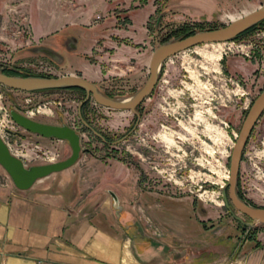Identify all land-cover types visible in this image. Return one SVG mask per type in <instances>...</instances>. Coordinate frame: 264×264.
I'll return each instance as SVG.
<instances>
[{"label": "rangeland", "instance_id": "374dc122", "mask_svg": "<svg viewBox=\"0 0 264 264\" xmlns=\"http://www.w3.org/2000/svg\"><path fill=\"white\" fill-rule=\"evenodd\" d=\"M261 5L264 0H0V65L22 76H80L123 100L144 83L161 42L222 27ZM262 88L264 20L225 43L165 59L152 92L136 107L135 126L131 111L84 101L77 89L23 92L0 85V138L23 164L60 161L70 149L64 140L22 129L10 110L69 126L81 148L71 166L27 192L0 167V189L63 191L74 208L108 217L114 235L140 238L141 252L160 238L171 247L168 258L180 253L190 264H246L256 246L264 252V224L247 228L232 218L220 190L234 139ZM108 190L119 197L117 216ZM235 191L264 207V110L242 150Z\"/></svg>", "mask_w": 264, "mask_h": 264}, {"label": "water", "instance_id": "95a60500", "mask_svg": "<svg viewBox=\"0 0 264 264\" xmlns=\"http://www.w3.org/2000/svg\"><path fill=\"white\" fill-rule=\"evenodd\" d=\"M261 20H264V5L230 21L222 27L195 31L185 36L171 38L161 42L154 48L150 55L148 74L144 83L124 100L105 96L99 92L94 83L83 77L71 74L55 77L14 76L6 75L0 69V85L23 92L77 88L83 90L84 101L92 98L95 103L101 106L131 111L135 115V126L139 119L136 107L152 92L158 78L160 65L165 59L180 51L198 45L230 41ZM263 110L264 88L251 101L241 122L228 157V175L220 190L221 199L228 213L232 218L247 228H252L256 224H264V207L251 206L241 200L235 191L236 179L242 150L252 127ZM9 116L22 129L42 137L64 140L70 149L69 155L63 160L25 166L20 158L9 151L0 138V167L5 171L16 189L27 190L37 179L66 169L78 159L81 151L79 135L72 128L63 124L52 125L41 123L13 110L9 111ZM81 122L89 131L105 142L99 133L89 127L83 120ZM108 194L111 196L112 205L116 209L115 215L117 216V211L119 210L117 199L111 191H108ZM239 214L247 218V221Z\"/></svg>", "mask_w": 264, "mask_h": 264}, {"label": "crops", "instance_id": "0c3cea01", "mask_svg": "<svg viewBox=\"0 0 264 264\" xmlns=\"http://www.w3.org/2000/svg\"><path fill=\"white\" fill-rule=\"evenodd\" d=\"M34 183L19 191L27 192ZM64 184L61 180L58 185ZM111 192L121 208L118 195ZM73 204L63 191L15 194L0 189V264H190L187 258L181 260L180 253L168 258L171 247L160 238L154 239L152 250L141 252L140 238L131 241L114 235L108 217L81 211ZM133 228L145 234L138 223ZM184 232L187 236L190 231ZM246 264H264V252L256 246Z\"/></svg>", "mask_w": 264, "mask_h": 264}, {"label": "flooded vegetation", "instance_id": "af4514ba", "mask_svg": "<svg viewBox=\"0 0 264 264\" xmlns=\"http://www.w3.org/2000/svg\"><path fill=\"white\" fill-rule=\"evenodd\" d=\"M249 29V28H248ZM248 31V30H247ZM246 32V31H245ZM244 32H242V33H240V34H243ZM239 34V35H240ZM239 35H237V36H239ZM236 36V37H237ZM0 69H1V71L4 73V74H6V75H14V76H22V75H20L18 72H17V70L16 69H14V68H11L10 66H8V65H6V64H1L0 65ZM73 89H77V88H73ZM77 90H80V89H77ZM80 91H83V90H80ZM263 112V111H262ZM262 112H261V114H262ZM261 114H260V116H261ZM33 120H35V121H38V122H41V123H46V124H52V123H48V122H44V121H39V120H36V119H33ZM52 125H58V124H52ZM69 127V126H68ZM87 129V128H86ZM27 131V130H26ZM29 132V131H28ZM35 134V133H34ZM38 135V134H37ZM40 136V135H39ZM42 137V136H41ZM98 137V136H97ZM46 138V137H45ZM25 165V164H24ZM26 166V165H25Z\"/></svg>", "mask_w": 264, "mask_h": 264}, {"label": "bare ground", "instance_id": "6f19581e", "mask_svg": "<svg viewBox=\"0 0 264 264\" xmlns=\"http://www.w3.org/2000/svg\"><path fill=\"white\" fill-rule=\"evenodd\" d=\"M220 43H225V42H220ZM220 43H217V44L219 45ZM210 45H211V44H210ZM212 45H213V44H212ZM186 50H187V49H186ZM180 52L182 53V52H184V50H183V51H180ZM180 52H178V53H180ZM178 53H176V54H178ZM217 53H218V55H217L218 58H220V57L224 54V52L222 53V49H221V50H217ZM170 57H171V56H170ZM167 59H168V58H167ZM161 64H162V63H161ZM160 66H161V65H160ZM123 100H124V99H123ZM37 180H38V179H37ZM37 180H36V181H37ZM36 181H35V182H36ZM126 256H127V255H126ZM130 259H131V258H130ZM131 260H132V259H131Z\"/></svg>", "mask_w": 264, "mask_h": 264}, {"label": "trees", "instance_id": "16d2710c", "mask_svg": "<svg viewBox=\"0 0 264 264\" xmlns=\"http://www.w3.org/2000/svg\"><path fill=\"white\" fill-rule=\"evenodd\" d=\"M254 26V25H253ZM253 26H251L249 29H251ZM249 29H247V30H249ZM247 30H245V31H247ZM245 31H243V32H245ZM189 34H191V33H189ZM186 35H188V34H186ZM183 36H185V35H183Z\"/></svg>", "mask_w": 264, "mask_h": 264}, {"label": "built area", "instance_id": "2783aa9c", "mask_svg": "<svg viewBox=\"0 0 264 264\" xmlns=\"http://www.w3.org/2000/svg\"><path fill=\"white\" fill-rule=\"evenodd\" d=\"M259 118V117H258Z\"/></svg>", "mask_w": 264, "mask_h": 264}]
</instances>
